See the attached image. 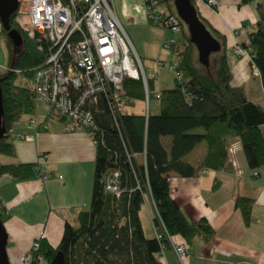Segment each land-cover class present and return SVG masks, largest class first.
Returning <instances> with one entry per match:
<instances>
[{
	"label": "trees",
	"instance_id": "1",
	"mask_svg": "<svg viewBox=\"0 0 264 264\" xmlns=\"http://www.w3.org/2000/svg\"><path fill=\"white\" fill-rule=\"evenodd\" d=\"M252 1L257 19L254 29L247 33V42L240 46L249 48L250 63L264 91V0H238L240 4ZM16 14L9 16L8 24L23 39L24 46L8 69L0 73V126L4 128L0 156H14L11 128L22 114H29L34 108L33 89L16 85L15 76L22 73L31 78L44 63L48 49L34 31L28 35L25 30H18ZM210 30L222 47L224 37ZM0 32L7 33L1 25ZM190 47L188 37L174 38L169 45L179 77H173L172 87L157 90L156 113L148 111L144 116L122 111L123 106L142 101L139 80L123 78V104L116 113L111 112L106 97L98 95L92 111L95 155L88 206L77 212L75 223L63 222L55 246L43 237L38 239V252L46 264L56 252L62 255L61 264H160L156 255L170 248L166 238L146 237L142 231L138 212L145 195L152 200L167 234L178 236L185 245L195 237L206 241L212 229L205 219H186L169 195L168 176L188 177L202 166L221 167L231 137L237 138L250 169L264 164V132L260 130L264 107L249 100L242 86L230 85V68L223 52L214 58L213 74H202L190 62ZM15 69L19 72L15 73ZM206 70L209 72V64ZM147 91L149 98L156 92L152 78L147 79ZM201 142L207 147V159L197 166L184 161L183 157ZM114 169L119 172L118 196L104 190L105 177ZM0 175L28 180L37 178V171L35 163L0 162ZM251 203L250 198L241 196L234 201L245 222ZM3 216L0 204L1 220Z\"/></svg>",
	"mask_w": 264,
	"mask_h": 264
},
{
	"label": "crops",
	"instance_id": "2",
	"mask_svg": "<svg viewBox=\"0 0 264 264\" xmlns=\"http://www.w3.org/2000/svg\"><path fill=\"white\" fill-rule=\"evenodd\" d=\"M188 1L193 6L197 19L203 25L206 24L205 29L215 41L218 42V37L210 28L224 37L223 46L218 42L219 49L210 52L208 59L209 56L216 58L221 52L227 55L228 60H232L231 65L228 64L230 85L242 86L249 100L264 107V91L257 71L255 70L256 80L251 81L252 71H249L248 66L253 68L250 60L241 58L232 50V47L245 44L247 33L254 29L257 19L255 2L240 4L238 0H215L216 6L212 8L205 4V0ZM110 2L117 20L140 58L146 76L149 75L144 70L141 58H150L154 64L158 61L163 66L169 57L165 58L166 53L159 47L160 41L170 35L175 39L188 37L186 33L179 37L178 32L183 28L182 23H185L176 14L173 0H166L165 7L156 6L160 2L153 7L154 12L170 13L180 19L179 30L173 34L147 22L141 0ZM11 36L16 45L22 43L23 40L16 33ZM191 47L190 62L193 64L192 57L196 52ZM3 57L4 52L0 46V64ZM151 62L146 63L152 66ZM155 76L152 78L154 89L173 86L172 80L159 87ZM155 104L151 110L148 102L151 113L158 111L157 101ZM46 109L43 101L34 99L33 111L17 120L11 128L10 142L14 156H0L2 163H34L40 157L41 170L49 175L42 181L37 178L17 180L7 175L0 176V204L4 209L2 222L7 234L6 253L9 264H21L20 258L29 249L31 242L40 235L55 246L63 222H76L77 212L87 208L90 198L94 142L82 131L65 130V121L54 113L50 114V119L33 135L34 130L26 126L27 120L44 116ZM260 130L264 132V123L260 125ZM20 134L32 135V138L23 140L19 138ZM207 152L206 145L201 142L183 160L197 166L207 159ZM202 169L206 172H201ZM168 190L171 199L188 221L194 222L202 218L212 229V235L206 241L195 237L189 245H185V264H264V164L250 169L237 138L229 139L226 159L221 167L202 166L188 177L170 174ZM238 196L252 200L247 222L243 220L240 208L234 204ZM138 215L144 235L152 237L151 204L147 195ZM173 239L185 244L178 236H173ZM156 260L160 264H177L169 249L156 255ZM42 264H46L44 260Z\"/></svg>",
	"mask_w": 264,
	"mask_h": 264
},
{
	"label": "built area",
	"instance_id": "3",
	"mask_svg": "<svg viewBox=\"0 0 264 264\" xmlns=\"http://www.w3.org/2000/svg\"><path fill=\"white\" fill-rule=\"evenodd\" d=\"M141 1L147 18L172 34L178 31L180 19L176 15L154 13L152 8L157 0ZM205 4L214 8L216 1L205 0ZM15 12L27 17L37 39L45 41L48 47L44 63L33 71L31 77L35 98L43 101L47 107L41 119H28L26 126L34 130L33 135L54 113L65 121V130L82 131L92 138L95 129L92 111H95L98 95H104L111 112L116 113L123 104L124 77L141 82L142 114L147 116L150 99L147 79L155 75L144 74L140 58L117 20L110 0H17ZM173 42L174 37H171L169 40L163 39L161 44L169 48ZM234 52L250 60L249 48L237 45ZM175 64L169 65L168 70L173 72V77L178 78ZM13 71L19 72L18 69ZM158 95L156 91L154 97ZM19 138L30 140L32 135L20 134ZM40 160L39 157L36 159L35 169L37 179L42 181L48 174L41 170ZM201 172L206 170L202 169ZM118 175V170L114 169L104 182V190L115 196L121 191ZM149 201L153 235L157 239L166 238L177 264H185V244L175 242L165 232L150 198ZM40 238L41 235L31 242L20 258L21 264H42L44 259L38 252Z\"/></svg>",
	"mask_w": 264,
	"mask_h": 264
},
{
	"label": "rangeland",
	"instance_id": "4",
	"mask_svg": "<svg viewBox=\"0 0 264 264\" xmlns=\"http://www.w3.org/2000/svg\"><path fill=\"white\" fill-rule=\"evenodd\" d=\"M172 3L174 5V0H173ZM165 4H166V0L165 1H161L156 6L165 7ZM142 8H144L143 5H142ZM152 10H153V8H152ZM144 13H145V10H144ZM15 20L18 23V26H19L18 30H25L28 33V35H30L32 30H31V27H30V25L28 23L27 17L25 15H23V14H16ZM182 27H183L182 30L178 32L179 37H182L186 33V36L188 35V38H189L190 34H189V32H188V30L186 28V25L182 23ZM163 30H165V29H163ZM167 32L172 34L169 31H167ZM171 36L172 35H170L169 37H167L165 39L169 40L171 38ZM189 40H190V38H189ZM161 41L159 43V47H160L161 50H163L166 53L165 54V58L169 57V59L167 61L165 60L166 62H164L163 66H162V64L160 62H158L156 60H155L156 62L154 64L153 60L150 59V58L149 59L141 58L142 62H143V65H144L143 66L144 70L147 73V75H149V76L152 75V74L157 75V76H155L156 78H158L156 83H157V85L159 87L163 83H167L168 84L169 82H172L173 75H174L172 71L168 70V66L174 63L173 56H171L172 54H171L170 49L168 47L162 46ZM23 44H24V41H22L21 44L16 45L14 43L13 37L9 33H3V32L0 33V46H1L2 50H3V52H4V57H3V60H2L3 62L0 64V72H2L6 67H9L11 65L10 63H11L12 59H15L21 53V51L23 49ZM191 45H192L191 48H194L195 52H196L195 55L192 57L193 65L202 74H207V73L213 74V72H214V66H213L214 65V58L212 56H209V59H208L209 72H207L208 71V70H206L207 66L203 65L199 61L197 46L193 42H191ZM232 50L234 51L233 47H232ZM225 56H226L227 63L229 65H231L232 60H228L227 55H225ZM241 58H244V59L248 60L247 57H245V56H242ZM146 62H151V63H153V65L152 66L150 65L151 66L150 67V66L147 65ZM146 67H150V68L147 69ZM248 69H249L250 72L252 71V75L250 76L251 81L254 80V79L256 80L257 73H256L255 69L254 68L251 69L249 66H248ZM148 72H151V74H148ZM158 80L160 81V84H159ZM14 83L16 85L23 86V87L30 88V89L32 87L31 79L29 77H27V76H24L22 73L16 74L15 79H14ZM157 90H159V89H154V91H157ZM155 103H156V100H155L154 96L151 94L150 99H149V107L151 108V110L156 105ZM142 106H143V102L142 103L137 102L134 105L124 106L123 107V111L132 112V113H141L142 110H143ZM23 117H26V114H22L19 117L18 120L22 119ZM34 119L35 120H39V119H41V117L40 118L39 117H36V118L34 117ZM71 223L73 224V223H75V221H73Z\"/></svg>",
	"mask_w": 264,
	"mask_h": 264
},
{
	"label": "water",
	"instance_id": "5",
	"mask_svg": "<svg viewBox=\"0 0 264 264\" xmlns=\"http://www.w3.org/2000/svg\"><path fill=\"white\" fill-rule=\"evenodd\" d=\"M174 6L176 14L187 26V30L190 34L189 38L197 46L198 58L200 63L208 65V54L210 52L219 49V44L210 35L204 25L197 19L193 6L188 0H174ZM17 8V0H0V25L10 35L15 33L13 29H10L8 24V18L15 12ZM2 113L1 105V91H0V114ZM4 134V128L0 126V139ZM6 241L7 234L3 226V222L0 219V264H9L6 253ZM62 255L60 252H56L55 255L49 260L48 264H61Z\"/></svg>",
	"mask_w": 264,
	"mask_h": 264
}]
</instances>
